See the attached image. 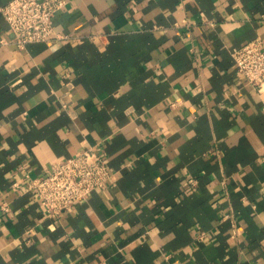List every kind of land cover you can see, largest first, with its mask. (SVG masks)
<instances>
[{
  "label": "crops",
  "instance_id": "0c3cea01",
  "mask_svg": "<svg viewBox=\"0 0 264 264\" xmlns=\"http://www.w3.org/2000/svg\"><path fill=\"white\" fill-rule=\"evenodd\" d=\"M53 26L0 44V264H264V91L230 53L264 0H67ZM88 146L109 179L49 217L29 178Z\"/></svg>",
  "mask_w": 264,
  "mask_h": 264
},
{
  "label": "built area",
  "instance_id": "2783aa9c",
  "mask_svg": "<svg viewBox=\"0 0 264 264\" xmlns=\"http://www.w3.org/2000/svg\"><path fill=\"white\" fill-rule=\"evenodd\" d=\"M67 0H10L0 6L12 36L0 44L12 43L17 50L47 41L55 34L53 19ZM64 36V35H63ZM237 72L258 92L264 91V39L261 36L230 50ZM110 169L95 146H88L55 162L43 176L29 178V185L49 217L58 218L75 203L86 201L92 191L103 187ZM7 205H3L6 209ZM30 232V230H28Z\"/></svg>",
  "mask_w": 264,
  "mask_h": 264
}]
</instances>
